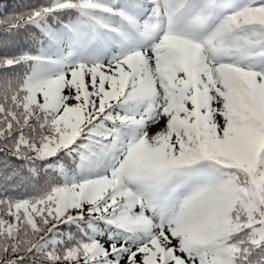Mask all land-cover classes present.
I'll return each instance as SVG.
<instances>
[{
	"label": "snow or ice",
	"instance_id": "obj_1",
	"mask_svg": "<svg viewBox=\"0 0 264 264\" xmlns=\"http://www.w3.org/2000/svg\"><path fill=\"white\" fill-rule=\"evenodd\" d=\"M0 264H264V0L0 2Z\"/></svg>",
	"mask_w": 264,
	"mask_h": 264
},
{
	"label": "trees",
	"instance_id": "obj_2",
	"mask_svg": "<svg viewBox=\"0 0 264 264\" xmlns=\"http://www.w3.org/2000/svg\"><path fill=\"white\" fill-rule=\"evenodd\" d=\"M0 2H4V0H0ZM8 3H11L12 0H7Z\"/></svg>",
	"mask_w": 264,
	"mask_h": 264
}]
</instances>
